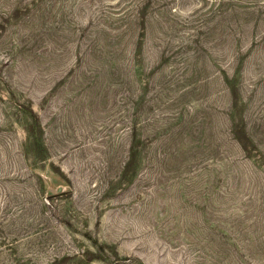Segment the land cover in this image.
<instances>
[{
	"label": "rangeland",
	"instance_id": "rangeland-1",
	"mask_svg": "<svg viewBox=\"0 0 264 264\" xmlns=\"http://www.w3.org/2000/svg\"><path fill=\"white\" fill-rule=\"evenodd\" d=\"M0 264H264V0H0Z\"/></svg>",
	"mask_w": 264,
	"mask_h": 264
}]
</instances>
